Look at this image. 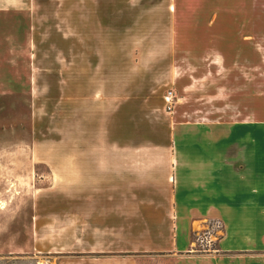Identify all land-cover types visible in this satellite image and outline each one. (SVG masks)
Returning a JSON list of instances; mask_svg holds the SVG:
<instances>
[{
  "label": "rangeland",
  "instance_id": "rangeland-1",
  "mask_svg": "<svg viewBox=\"0 0 264 264\" xmlns=\"http://www.w3.org/2000/svg\"><path fill=\"white\" fill-rule=\"evenodd\" d=\"M171 2L0 0V264H95L78 253L76 227L63 228L65 185L97 179L85 194H106L110 149L163 146L180 111L190 133L227 121L214 126L236 143L239 86L256 82L264 142V0L241 13L262 21L256 75L238 13L200 12L188 28ZM224 229L208 221L192 253L218 254Z\"/></svg>",
  "mask_w": 264,
  "mask_h": 264
},
{
  "label": "crops",
  "instance_id": "crops-1",
  "mask_svg": "<svg viewBox=\"0 0 264 264\" xmlns=\"http://www.w3.org/2000/svg\"><path fill=\"white\" fill-rule=\"evenodd\" d=\"M257 1L172 0L171 3L175 4V11L191 15L184 25L188 28L199 26L200 12L238 13L239 45L244 53L253 51L256 75L262 21L256 14L246 19L241 13H256ZM242 75L245 76V71ZM260 88L256 82L253 87L239 86V107L244 115L236 143L224 132L228 129L219 131L214 126L227 121L212 118L198 122L201 124L198 131L190 133L187 125L193 121L180 111L174 116L177 129H171L163 146L110 149L106 194L101 191H94L92 196L85 194V189L101 187V180L97 179L65 185L68 189L62 195V207L68 211L69 224L63 228H68L70 234L76 227L78 253L84 255V261L151 264L152 259L157 264H264ZM181 92H186L185 86ZM181 99L185 100V96ZM246 109H250L248 115ZM93 167L96 170V164ZM212 219L222 220L225 226L219 238V253L193 254L194 233Z\"/></svg>",
  "mask_w": 264,
  "mask_h": 264
},
{
  "label": "built area",
  "instance_id": "built-area-1",
  "mask_svg": "<svg viewBox=\"0 0 264 264\" xmlns=\"http://www.w3.org/2000/svg\"><path fill=\"white\" fill-rule=\"evenodd\" d=\"M174 97V93H173V91H171L170 93H169V95H167V101L168 102H170L171 100H172V98ZM205 234L206 235H210V232L208 231V232H205ZM201 236L200 238H199V241H201V243H203V242H205V240H208L209 239V236ZM210 236H212V235H210ZM209 241V240H208Z\"/></svg>",
  "mask_w": 264,
  "mask_h": 264
},
{
  "label": "bare ground",
  "instance_id": "bare-ground-1",
  "mask_svg": "<svg viewBox=\"0 0 264 264\" xmlns=\"http://www.w3.org/2000/svg\"><path fill=\"white\" fill-rule=\"evenodd\" d=\"M4 206V204H2Z\"/></svg>",
  "mask_w": 264,
  "mask_h": 264
}]
</instances>
